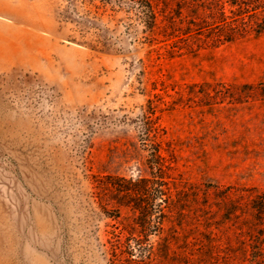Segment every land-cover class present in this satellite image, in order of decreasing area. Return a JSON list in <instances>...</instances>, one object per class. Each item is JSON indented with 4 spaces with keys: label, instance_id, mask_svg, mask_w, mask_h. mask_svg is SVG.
<instances>
[{
    "label": "rangeland",
    "instance_id": "1",
    "mask_svg": "<svg viewBox=\"0 0 264 264\" xmlns=\"http://www.w3.org/2000/svg\"><path fill=\"white\" fill-rule=\"evenodd\" d=\"M100 5L0 0V264H203L181 217L170 256L120 255L136 215L99 179L148 176L154 140L167 158L172 149L182 184L264 193V96H228L234 84L264 88V33L189 47ZM232 223L225 242L239 240ZM172 224L151 243L161 247Z\"/></svg>",
    "mask_w": 264,
    "mask_h": 264
},
{
    "label": "trees",
    "instance_id": "2",
    "mask_svg": "<svg viewBox=\"0 0 264 264\" xmlns=\"http://www.w3.org/2000/svg\"><path fill=\"white\" fill-rule=\"evenodd\" d=\"M100 1L98 9H102V14L109 7L115 12L127 9L129 14H134L154 36L153 40L162 34L166 40L180 37L189 47L201 40L219 46L264 33V0H179L178 9H173L167 0ZM228 96L234 101L264 96V88L260 90L253 83L234 84L228 89ZM146 119L145 136L149 138L144 141H151L152 131L156 132L154 137L158 131L152 125L149 127V116ZM144 145L151 147L146 159L148 176L99 179V187L115 192L119 206L131 207L136 215L134 226L126 228L124 240L116 244L120 255L132 262L170 256L173 245L180 239L179 227L184 225V221L176 223V218L181 217L190 220L186 225L192 228L200 245L201 263L207 264L209 259L218 256L226 261L224 264H264V193L254 189L245 197V194L235 196L229 189L222 190L218 186L214 192L211 188L189 187L172 176L175 156L171 148L167 151L172 157L167 158L163 155L162 141L153 140ZM166 221L173 223L172 227L164 243L157 247L150 237L166 232ZM230 221L239 236V240L232 243L229 241L231 227L227 226ZM223 231L229 239L226 242L221 236ZM182 264H189V260Z\"/></svg>",
    "mask_w": 264,
    "mask_h": 264
}]
</instances>
